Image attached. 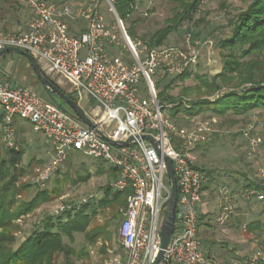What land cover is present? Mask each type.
Returning a JSON list of instances; mask_svg holds the SVG:
<instances>
[{"label":"built area","instance_id":"1","mask_svg":"<svg viewBox=\"0 0 264 264\" xmlns=\"http://www.w3.org/2000/svg\"><path fill=\"white\" fill-rule=\"evenodd\" d=\"M14 1L27 13L25 28L0 31V51L17 48L31 54L46 77L55 84L62 81L68 85L93 126L84 124L71 110L45 101L31 88H12L2 82L4 146L18 150L13 136V119L18 118L27 121L50 144V161L39 172V183H45L60 170L70 152L100 160L118 171L109 187L113 191L130 188L117 228L123 253L102 264H154L161 250L160 230L170 199L165 158L170 159L177 186V211L158 264H220L203 255L199 248L197 206L206 177L197 168L192 152L218 133L216 116H186L182 126L172 124L162 109H172L176 104H159L152 78L194 73L202 50L211 48L212 42L193 38L191 30L183 34L176 46L150 48L141 41L135 42L127 35L111 0L104 1L114 15V25L101 16L99 0H84L78 9L50 0ZM209 1L202 0L196 13ZM77 18L85 21V29L71 35L68 23ZM120 39L130 55L129 62L108 53V48L114 49ZM223 92L225 89L214 97ZM80 103H85L86 109ZM98 133L127 145H111ZM142 136L151 137L155 146ZM249 141L251 150H255L264 143V135ZM247 194L263 199L256 190ZM224 199L228 201L227 197ZM232 213L233 207L227 206L223 219ZM263 262L264 253L255 251L244 264Z\"/></svg>","mask_w":264,"mask_h":264},{"label":"rangeland","instance_id":"2","mask_svg":"<svg viewBox=\"0 0 264 264\" xmlns=\"http://www.w3.org/2000/svg\"><path fill=\"white\" fill-rule=\"evenodd\" d=\"M51 1L56 4L68 3L73 5L76 9H78L84 2V0ZM137 2V9L134 14L122 23L125 31H127L129 27H132L135 33L134 38H131L133 41H141L144 43V40H147L157 29L163 27L165 20L171 16L170 9L173 3L171 0H137ZM4 6L12 8L13 10V14L7 15L6 13L4 18V20L9 23L7 24L8 30L19 29V27L24 24L23 17L27 16L26 11L15 2L8 3ZM244 8L245 4L243 3V0H210L203 6L200 12L195 13L193 20H198L200 18L203 19L196 28L200 33L199 39L202 41H211L212 46L208 50H206V48L202 50L196 71L190 74L189 78L186 80L181 81L177 76H165L162 79L159 76H153V81L155 83L158 82V87L156 86L158 93L164 85L170 83L171 90L168 94L172 97L181 99L183 103H186L190 99H195V87L198 83L195 75L203 73L214 75L216 71L221 69V53L220 50L215 47V44L219 39H223L229 35L230 27L227 24L228 19ZM98 9L106 23L110 25L115 24L114 15L108 11V6L104 0H99ZM144 13H146V15ZM19 16H21V18ZM189 28L193 29L192 22L189 24L183 23L177 31L172 32L168 36L164 41L163 46L179 45L182 41L183 34ZM119 42L120 44L114 46V49L113 47H109L108 53L114 58L118 57L125 62H129L130 55L128 50L124 48V42L122 39H120ZM5 56L15 58V60L19 58L22 59L25 63L24 65L29 71L30 77L33 78V71L23 57L16 54H7ZM2 58L0 59V66H2L3 63H1ZM3 68L7 69L9 66L5 65ZM15 69L16 67L13 66V70ZM56 85L76 99L74 94L69 92L66 83L60 81L59 83H56ZM32 87L33 90L45 101L50 102L57 107L58 104L61 103L59 100L55 99L52 94L41 88L38 83L34 82V86ZM142 87H144L143 84ZM213 95H211L210 99L215 98V95ZM80 104L86 109L87 106L85 103ZM211 107L212 105L206 106L200 115L203 114L208 116L211 112L209 110ZM191 112L192 110H190L185 104H181L178 107L175 106L172 109H162L163 116L177 126H182L185 117ZM215 118L217 119L216 128L218 129V133L209 143L195 147L192 152L196 159V165L199 168H202L205 172H212V176L216 177L217 180L214 189L216 194H218V198L222 196L219 193L223 186L233 185L235 190H239V196L236 194L235 199L231 201L233 204L230 202V199L228 201L223 199L224 201L222 200V203L219 199L218 201L223 206L222 208L229 205L232 207L235 205V208L237 205L241 208L237 213L238 226L236 235L238 237H247L249 236L247 235L249 232L243 230L245 223L250 221H261L264 223V193L258 192L263 195V199L259 200L253 198L252 200L250 196L247 197L245 195L243 191L244 189L241 186L242 184L245 185L248 181L264 184V143L254 147L255 150H251L249 141L251 137L253 138L264 135V111L256 109L240 116H235L229 111L225 116ZM19 130L23 131V133L15 134V136H13L15 142L18 144V150H23L21 164L25 166L32 161H40V164L29 169L27 175L21 180L33 185V188L25 195V198H31L36 190L53 187L55 185V179H62V185L60 187L61 193L59 196L43 203L29 216L18 221L20 229L16 234L15 245L22 242L24 238L32 232L41 229L42 221L47 216H58L63 211L72 209L74 205L81 206L86 202L96 205L97 201L104 196V187L106 183L111 181L109 172L112 169L109 165L100 160L87 158L78 153L70 152L66 162L60 170L51 174L50 178L46 180L45 183H39L37 181L39 172L46 167L50 161V144L42 134L34 132L29 126L28 129L19 128ZM2 142L3 141L0 140V145H3ZM2 155L3 154H1V156ZM86 172H88V180L86 182H78V176L85 175ZM65 173L68 175L66 178L64 177ZM212 204L214 205L213 207L217 205L216 201ZM59 207H62V210H60ZM235 210L233 207V213ZM96 211L97 215L93 217L91 225L96 226L104 224L105 219L110 216L109 211L105 210L101 212L100 208ZM233 213L231 215H233ZM119 215L120 217L118 221H112L109 225L108 231L111 233L110 242L98 239L95 244L86 247V250L89 252L88 259H77L75 256L66 259L63 255H59L57 263L67 264L65 261H68L69 264H102L115 255H121L123 251L120 242L117 239V228L121 221L120 209ZM228 217L225 220L223 219L224 222L222 225L224 228L229 227L228 224L232 223ZM65 221H67V218L62 216V222ZM213 222H216V219H213L212 221L210 220V222L208 220V223L210 224L209 226H214ZM217 227V231L222 228L221 225ZM203 229V223L199 224L198 234H200ZM229 231L230 229L228 232ZM62 241L64 245L69 246L76 251V253L84 248L83 233H74L72 240L66 235H62ZM254 244L257 246V249L264 252V232L259 236L258 243ZM199 248L201 252L204 250L202 244H200ZM102 249H105L107 253L104 256L101 251ZM76 253L75 255H77Z\"/></svg>","mask_w":264,"mask_h":264},{"label":"trees","instance_id":"3","mask_svg":"<svg viewBox=\"0 0 264 264\" xmlns=\"http://www.w3.org/2000/svg\"><path fill=\"white\" fill-rule=\"evenodd\" d=\"M171 1L173 3L170 9L171 16L165 20L163 27L144 40V44L150 48L163 46L168 36L177 31L183 23L192 22L193 29L187 30L192 31L193 38L199 39L200 33L196 28L203 19L193 20V18L202 0ZM111 2L122 22L134 14L138 4L137 0H111ZM243 3L245 8L228 19L229 35L219 39L215 44L221 53L220 72L214 75L196 74L198 82L195 87L196 98L186 103L168 94L171 90L170 83L164 85L157 95L160 105L176 104L175 106L178 107L185 104L192 110L188 116L200 115L202 110L210 105L212 107L209 109L211 112L208 116L216 117H223L229 111L235 116L244 115L256 109L264 111V0H243ZM126 33L130 38L135 36L132 27H129ZM25 61L27 62L26 59ZM189 76L190 73L185 72L177 77L184 81ZM35 79L41 88L46 90L36 76ZM47 79L50 80L48 77ZM156 86L158 87V82ZM224 89L225 92L210 99L211 95ZM63 92L76 102L71 94ZM58 107L65 111L70 110L63 102L58 104ZM19 120L28 123L25 120ZM22 154V149L14 151L6 148L4 144L0 145V264H58L59 255H63L66 259L72 256L77 259H88L89 252L86 247L95 244L98 239L110 242L109 225L112 221H118L119 209L125 206L130 188L113 191L109 187L110 182H107L104 187V196L97 201L96 205L86 202L81 206L74 205L72 209L63 211L58 216H47L42 221L41 229L32 232L15 245L16 234L20 229L18 221L29 216L43 203L59 196L62 185V179H55L53 187L36 190L31 198L26 199L25 195L30 192L33 185L21 180L27 175L28 170L39 165L40 161H32L23 166ZM197 168L201 172L204 171L198 166ZM64 175L65 178L68 176L67 173ZM109 177L114 180L118 177V171L111 169ZM87 180L88 172L78 176L77 179L78 182ZM248 186L257 192L264 193L263 183L248 181ZM97 207L101 209V212L109 211L110 216L105 219L104 224L94 226L91 222L97 215ZM176 211L177 209L175 215ZM62 216H65L67 221L62 222ZM252 224L260 236L264 232V223L261 221L250 223L248 226L251 231L254 230L251 227ZM74 233L84 234V248L77 253L64 245L62 241V235L72 240ZM101 251L103 256L107 254L105 249ZM65 263L69 264L68 261Z\"/></svg>","mask_w":264,"mask_h":264},{"label":"crops","instance_id":"4","mask_svg":"<svg viewBox=\"0 0 264 264\" xmlns=\"http://www.w3.org/2000/svg\"><path fill=\"white\" fill-rule=\"evenodd\" d=\"M9 1V2H8ZM15 2L14 0H0V31H13L8 30L7 24L8 21L4 20L5 15L13 14L12 8H7L4 5L8 3ZM16 3V2H15ZM18 4V3H17ZM21 18V16H19ZM24 19V20H23ZM24 24L17 29V31L23 30L25 28V17H23ZM85 21L81 18H77L74 21H71L68 23L69 27V33L71 35H78L85 29ZM7 29V30H5ZM19 56V55H18ZM21 60V61H20ZM16 61V62H15ZM3 62V63H2ZM2 66H0V83L6 82L10 87L17 88V87H27L33 89L32 86H34V82L37 83V80L35 79V76L30 77L29 71L24 65V61L22 59H16L8 56H3L2 58ZM9 66V68L4 69L3 66ZM13 66L16 67L15 70H13ZM198 66V65H197ZM221 70V69H220ZM220 70L216 71L215 74L219 73ZM22 79V80H21ZM31 128V126L28 123H24L20 121L18 118L13 119V130H14V136L15 134L23 133V131H20L19 128ZM32 129V128H31ZM3 136V124L2 119L0 117V140H2ZM50 149V148H49ZM50 151V150H49ZM203 174L206 177V182L202 189V196H201V202L197 206V216H198V227L199 224L203 223L204 229L203 231L198 234L199 238V247L200 244L203 245L202 254L211 257L217 261H219L221 264H244L247 258L255 251H260L257 249L256 245L254 243H258V230L254 228V224L251 225V227L254 228V230H249V224L254 223L253 221L247 222L244 225V231L249 232L247 237L245 236H237L236 230H237V213L240 211L241 208L239 206L233 205L235 212L233 215H228L232 223L228 224L229 227H223V215L225 214L226 207L222 208L221 205L222 200L224 197H227V199H230V202L235 199L236 194L239 196V190H235L233 185L230 186H223L220 189V198H218V194H216V191L214 189V185L216 183V177H213V173L210 171H203ZM244 189L245 195L248 197V194H246L249 190H254L250 186H248V182L244 185H241ZM238 191V192H237ZM241 193V192H240ZM217 197V198H216ZM234 197V198H233ZM252 200L253 198H256V196H251ZM221 201V203L218 201ZM232 199V200H231ZM225 200V199H224ZM223 200V201H224ZM216 201V206L213 207L214 203ZM218 201V202H217ZM225 203V202H224ZM232 203V202H231ZM233 204V203H232ZM219 205V207H218ZM221 207V208H220ZM241 215V212H240ZM213 219H216V222L214 223V226H209L208 220L212 221ZM218 223V224H217ZM221 225V229L217 231L218 227ZM216 226V227H215ZM230 231L228 232V230ZM226 232V233H225ZM255 232V233H254ZM211 234V235H210ZM226 234V235H225ZM118 239V238H117ZM264 253L263 251H261ZM260 264H264L260 263Z\"/></svg>","mask_w":264,"mask_h":264},{"label":"water","instance_id":"5","mask_svg":"<svg viewBox=\"0 0 264 264\" xmlns=\"http://www.w3.org/2000/svg\"><path fill=\"white\" fill-rule=\"evenodd\" d=\"M7 54H16L23 58H25L30 65L32 71L34 72L36 78L40 82V84L52 95H54L57 99H59L61 102H63L68 108L71 109V111L75 114V116L81 120L84 124H86L89 127H92L91 121L86 117L83 110L79 107V105L70 97H68L62 89L47 79V77L44 75L42 70L40 69L36 59L29 53L17 49V48H5L0 51V59L7 55ZM100 137H102L105 141L110 143L111 145H127V142H120L115 143L113 141H110L107 139L102 133H98ZM143 139L149 140L154 146L155 143L153 142L152 138L149 136H142ZM166 163V169H167V178L170 185V199L168 203V208L164 217V220L162 222L161 230H160V236H161V250L158 253V256L154 262V264H158L162 258L163 250L167 247L170 236L173 231L174 227V217H175V210H176V199H177V186L176 181L173 175V170L171 166V161L168 158H165Z\"/></svg>","mask_w":264,"mask_h":264}]
</instances>
